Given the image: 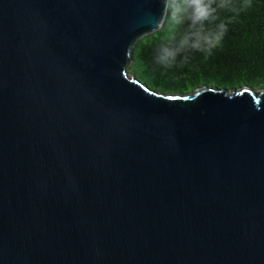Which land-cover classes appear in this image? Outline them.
Listing matches in <instances>:
<instances>
[{
	"label": "water",
	"instance_id": "1",
	"mask_svg": "<svg viewBox=\"0 0 264 264\" xmlns=\"http://www.w3.org/2000/svg\"><path fill=\"white\" fill-rule=\"evenodd\" d=\"M162 0H0V264H264V89L128 68Z\"/></svg>",
	"mask_w": 264,
	"mask_h": 264
},
{
	"label": "trees",
	"instance_id": "2",
	"mask_svg": "<svg viewBox=\"0 0 264 264\" xmlns=\"http://www.w3.org/2000/svg\"><path fill=\"white\" fill-rule=\"evenodd\" d=\"M228 21L221 44L211 55L190 52L178 57L172 67L155 62V50L167 35L166 29L138 39L129 72L159 92L183 94L202 86L264 89V0H251V6L232 14L220 13ZM187 28V23L176 33Z\"/></svg>",
	"mask_w": 264,
	"mask_h": 264
},
{
	"label": "clouds",
	"instance_id": "3",
	"mask_svg": "<svg viewBox=\"0 0 264 264\" xmlns=\"http://www.w3.org/2000/svg\"><path fill=\"white\" fill-rule=\"evenodd\" d=\"M251 6V0H162V15L154 30H167L155 50V62L164 67L177 64L178 57L187 59L190 52L212 54L228 30V21L221 12L239 14ZM187 28L179 32L181 26Z\"/></svg>",
	"mask_w": 264,
	"mask_h": 264
},
{
	"label": "rangeland",
	"instance_id": "4",
	"mask_svg": "<svg viewBox=\"0 0 264 264\" xmlns=\"http://www.w3.org/2000/svg\"><path fill=\"white\" fill-rule=\"evenodd\" d=\"M129 69V68H128Z\"/></svg>",
	"mask_w": 264,
	"mask_h": 264
}]
</instances>
